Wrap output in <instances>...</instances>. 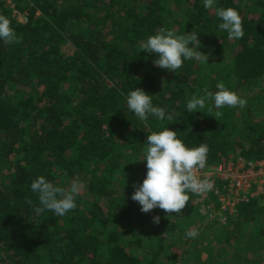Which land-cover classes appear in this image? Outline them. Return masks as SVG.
Masks as SVG:
<instances>
[{"label":"trees","instance_id":"1","mask_svg":"<svg viewBox=\"0 0 264 264\" xmlns=\"http://www.w3.org/2000/svg\"><path fill=\"white\" fill-rule=\"evenodd\" d=\"M13 1L23 18L0 3L21 38L0 40V264H176L181 249L203 260L187 232L196 221L199 231L213 227L193 193L179 216L144 213L131 197L146 177L147 136L165 127L188 148L208 145L206 165L264 160V0H215L212 9L203 0ZM229 7L242 18L240 39L218 27L216 9ZM162 28L198 35L200 46H189L207 63L156 66L140 45ZM218 83L247 104L187 112ZM136 88L175 121H140L126 102ZM40 176L66 190L82 182L77 207L37 213L30 185ZM216 239L209 262L244 257L234 242L264 254V198L241 204Z\"/></svg>","mask_w":264,"mask_h":264},{"label":"clouds","instance_id":"2","mask_svg":"<svg viewBox=\"0 0 264 264\" xmlns=\"http://www.w3.org/2000/svg\"><path fill=\"white\" fill-rule=\"evenodd\" d=\"M214 6L215 0H203L205 9H212ZM216 15L222 20L218 25L219 29L227 31L229 39H240L244 36L242 18L237 10L231 7L217 8ZM0 40L7 44L21 42V38L11 27V21L4 15H0ZM193 42L200 46L198 35L190 33L175 35L172 31L162 28L156 35L149 36L140 48L141 52L152 53L158 57L154 60L156 66L176 72L183 66L185 60L195 59L207 63L209 55L190 47ZM217 88L218 91L213 93L205 87L204 95L189 99L186 104L187 112H200L208 102H213L218 109L244 107L247 104L246 99L228 90L223 83H218ZM126 102L129 110L144 123L148 122L150 115L160 121L167 120L169 124L176 119L173 115L166 114L164 108L154 106L151 96L142 89L136 88L131 91ZM211 110L209 107L208 111ZM222 114L216 112V116ZM147 144L144 158L147 167L146 177L131 197L133 201L139 203L142 212L148 213L159 208L166 213H176L179 216L190 200L189 192L204 195L213 189L214 182L211 179L198 176V172L206 167L208 145L201 144L195 148H188L177 138V132L167 127L148 135ZM30 187L38 196L40 206L35 208L37 213L47 210L62 217L77 207L75 200L84 185L75 180L66 190L40 176ZM26 202L32 203L31 200ZM153 222L158 224L160 217H153ZM212 225L218 226L213 223ZM197 235L195 230L187 232V236L193 239Z\"/></svg>","mask_w":264,"mask_h":264},{"label":"built area","instance_id":"3","mask_svg":"<svg viewBox=\"0 0 264 264\" xmlns=\"http://www.w3.org/2000/svg\"><path fill=\"white\" fill-rule=\"evenodd\" d=\"M0 3L15 16L23 18L16 12L13 0H0ZM198 176L211 179L214 187L204 195L193 193L195 201L211 223L220 227L229 226L237 217L241 204L264 198V160L221 157L217 164L206 165L198 172ZM212 197H215L214 201Z\"/></svg>","mask_w":264,"mask_h":264},{"label":"rangeland","instance_id":"4","mask_svg":"<svg viewBox=\"0 0 264 264\" xmlns=\"http://www.w3.org/2000/svg\"><path fill=\"white\" fill-rule=\"evenodd\" d=\"M202 213L204 215H206L204 212H202ZM182 217H184V216H182ZM197 225H198V222L196 221L193 225H191L190 230L191 231L195 230L198 233L197 237L194 238L192 241H194L196 239L197 242L200 243L201 249L199 248V246H197V247L199 248V252L201 253V258L203 260L195 261L192 258L193 254H190V256H185V255H183V249H181L180 252H178V256H177L178 261L176 262V264L179 262H180V264H264V254L261 252L257 253L255 251H251L249 246L245 245L243 242H234L233 247L234 248H241L243 251L244 257L243 256L238 257L236 255H233V257L231 258V260L229 262H224L223 260H220V259L212 260L210 262L207 261L208 259H210V257H207L206 251L208 249H206V248H209V247H211V245H213V243H214V242L212 243L213 240H217L216 234L219 232L220 228L218 226L210 225L213 228L207 229V227H209V226L206 225L202 231H199L198 230L199 225L198 226ZM197 247H196V250H197ZM222 255L224 256L225 253H223ZM186 257H188V258L186 259ZM182 258H184V259H182ZM204 262H209V263H204Z\"/></svg>","mask_w":264,"mask_h":264}]
</instances>
